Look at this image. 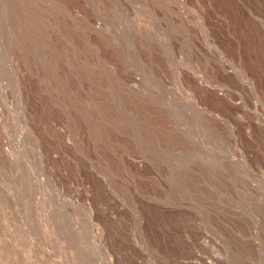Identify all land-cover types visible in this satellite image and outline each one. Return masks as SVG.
<instances>
[{
  "label": "rangeland",
  "instance_id": "rangeland-1",
  "mask_svg": "<svg viewBox=\"0 0 264 264\" xmlns=\"http://www.w3.org/2000/svg\"><path fill=\"white\" fill-rule=\"evenodd\" d=\"M69 1L0 0V264H264V74L213 41L225 0Z\"/></svg>",
  "mask_w": 264,
  "mask_h": 264
},
{
  "label": "bare ground",
  "instance_id": "bare-ground-1",
  "mask_svg": "<svg viewBox=\"0 0 264 264\" xmlns=\"http://www.w3.org/2000/svg\"><path fill=\"white\" fill-rule=\"evenodd\" d=\"M191 1L193 4L200 3L205 8H209L211 14L215 17L217 16V6L213 0ZM254 1L255 0L249 1L248 7L250 9L254 7ZM244 8V3L241 0H225L220 3L218 10L220 12V19H222V22L218 21V25H224L223 30L216 28V23L212 20L211 16V20L209 19L208 22V24L213 25L214 28V30H212L213 41L219 46V49L224 52L222 57L226 55H232L237 59L242 57L247 62V66H249L251 70L264 74V31L259 29L260 27L258 22L247 14ZM224 9H226V20L223 19L225 16L223 13ZM234 25H237L238 28H230V26L232 27ZM226 26L228 27L226 28ZM222 66V72H228V69H226L224 65ZM183 73L187 77L192 78L195 83L201 85L199 89V101L213 114L229 115L234 112L238 102L236 101V98L230 96L227 88H225L222 83L202 84L200 81L195 79L196 73L189 68H183ZM231 79L230 74H228L227 81H230ZM263 79L264 78H259L255 80L257 83H260L264 81ZM262 122L263 124H258L256 127H253L249 133L246 129L238 127L240 130V132H238L240 144L243 150L250 156L254 154L255 151V156H257V150L253 148L254 145L250 142L248 137L253 134L256 138H264V118L262 119ZM61 136L62 135H59V137ZM262 164L264 165V163Z\"/></svg>",
  "mask_w": 264,
  "mask_h": 264
}]
</instances>
